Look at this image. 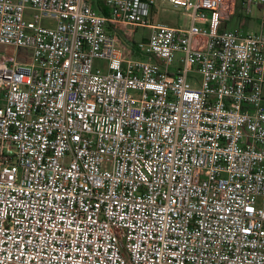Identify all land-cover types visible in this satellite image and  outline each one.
Returning a JSON list of instances; mask_svg holds the SVG:
<instances>
[{"label":"built area","instance_id":"2783aa9c","mask_svg":"<svg viewBox=\"0 0 264 264\" xmlns=\"http://www.w3.org/2000/svg\"><path fill=\"white\" fill-rule=\"evenodd\" d=\"M238 1L168 0L176 28L155 0H0V264H264V32L227 27Z\"/></svg>","mask_w":264,"mask_h":264},{"label":"rangeland","instance_id":"374dc122","mask_svg":"<svg viewBox=\"0 0 264 264\" xmlns=\"http://www.w3.org/2000/svg\"><path fill=\"white\" fill-rule=\"evenodd\" d=\"M239 4L240 3L238 1V10L236 12V15L230 20V22L227 24V27L228 28L241 27L244 29H252L253 31H256V32H261V31L264 32V29L260 27V24L258 21L259 12L254 8L252 16L247 17L245 13L240 12L241 7H239ZM155 12H156L155 18L157 22L167 23L168 21H171L169 17H172L173 20L176 21L175 23L177 27L179 28H187L189 25V20L186 14H184L182 10H177V9H174L172 6H170L168 0H155ZM237 13H239V15H237ZM247 18H250V19H247ZM137 31L133 34V35L136 34L137 38L148 35L149 33L148 30H139L138 32ZM27 53L28 52L25 50L18 51V52L12 49L9 50L10 55L16 56L19 54L21 58H24L25 57L24 55H26ZM97 64H99V62H97Z\"/></svg>","mask_w":264,"mask_h":264},{"label":"crops","instance_id":"0c3cea01","mask_svg":"<svg viewBox=\"0 0 264 264\" xmlns=\"http://www.w3.org/2000/svg\"><path fill=\"white\" fill-rule=\"evenodd\" d=\"M171 6V5H170ZM175 11V10H174ZM176 12V11H175ZM181 13H183V12H181ZM240 13V12H239ZM187 16V15H186ZM156 12H155V6L153 7V9H152V19H153V21L154 22H157L156 21ZM241 17V16H240ZM188 18V17H187ZM169 19H171V21H168L167 23H165V24H167V25H169V26H171V27H176V28H179V27H177V25H176V21L175 20H173V18L172 17H169ZM247 19H250V18H247ZM188 20H189V18H188ZM259 20V19H258ZM232 22V21H231ZM161 23H163V22H161ZM174 23H175V25H174ZM139 30H141V29H139ZM138 30V31H139ZM137 31V32H138ZM148 35H149V33H148ZM148 35H145V36H141V37H139V38H137L136 37V34L135 35H133V34H131L130 35V30H126V31H124V32H120V40H121V42H122V45H123V47H124V50L126 51V53L131 57V58H133V59H140L141 58V55L139 54V52L137 51V48H136V45H137V43L138 42H140L142 39H145Z\"/></svg>","mask_w":264,"mask_h":264},{"label":"trees","instance_id":"16d2710c","mask_svg":"<svg viewBox=\"0 0 264 264\" xmlns=\"http://www.w3.org/2000/svg\"><path fill=\"white\" fill-rule=\"evenodd\" d=\"M92 7L95 11L99 12L102 15H108V9L105 6L104 0H90ZM241 0H239V7H241ZM239 15V13H238Z\"/></svg>","mask_w":264,"mask_h":264}]
</instances>
